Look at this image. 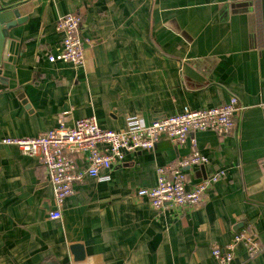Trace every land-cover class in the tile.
I'll return each mask as SVG.
<instances>
[{"label": "crops", "instance_id": "0c3cea01", "mask_svg": "<svg viewBox=\"0 0 264 264\" xmlns=\"http://www.w3.org/2000/svg\"><path fill=\"white\" fill-rule=\"evenodd\" d=\"M9 7L25 21L3 51L0 141L36 137L61 118L95 116L119 131L132 117L150 124L231 97L244 109L229 134L196 133L184 146L162 137L102 172L110 180L86 178L58 220L39 160L0 143V264H218L213 246L240 234L261 251L251 258L239 244L231 264H264V0H0ZM69 14L90 41L81 68L49 61ZM197 149L209 163L186 170L190 186L226 171L200 205L158 211L136 195Z\"/></svg>", "mask_w": 264, "mask_h": 264}, {"label": "built area", "instance_id": "2783aa9c", "mask_svg": "<svg viewBox=\"0 0 264 264\" xmlns=\"http://www.w3.org/2000/svg\"><path fill=\"white\" fill-rule=\"evenodd\" d=\"M81 18L65 15L58 19L56 31L60 35V48L49 56L50 62H63L75 68L85 64V51L89 44L81 32ZM1 93V84H0ZM244 108L236 97L226 103L203 109H185L146 124L132 117L126 127L119 131L103 129L95 116L76 120L68 126L59 119L57 128L43 132L33 138H5L0 143L15 146L29 157L37 158L45 169L53 192L57 210L49 215L51 220L62 217V207L74 194V187L86 178L108 181L113 166L123 164L127 155L142 151L152 152L160 138L164 137L176 146H184L190 136L196 133L229 134L236 128V116ZM196 146V140H192ZM76 156H82L84 165L78 166ZM209 160L198 149L188 158L157 169V184L153 188H142L136 192L139 198L148 200L155 210H181L198 206L204 195L221 179L226 171L221 170L193 185L188 184L187 169L204 166ZM243 244L249 256L255 257L261 251L257 239L249 234L236 235L225 247L213 246L212 256L218 264H231L237 245Z\"/></svg>", "mask_w": 264, "mask_h": 264}, {"label": "water", "instance_id": "95a60500", "mask_svg": "<svg viewBox=\"0 0 264 264\" xmlns=\"http://www.w3.org/2000/svg\"><path fill=\"white\" fill-rule=\"evenodd\" d=\"M25 20L21 17L19 10H14L11 7L5 9L0 8V83L2 75L3 51L6 45V40L9 37V32L22 24ZM184 70L191 74V68L184 66ZM76 253V260L81 261L85 257L83 250L79 247L74 249Z\"/></svg>", "mask_w": 264, "mask_h": 264}]
</instances>
